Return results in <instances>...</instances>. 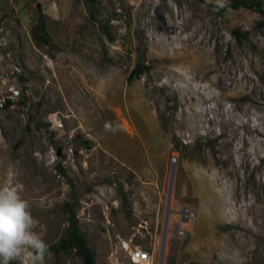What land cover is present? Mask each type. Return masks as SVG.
I'll use <instances>...</instances> for the list:
<instances>
[{
    "label": "rangeland",
    "instance_id": "rangeland-1",
    "mask_svg": "<svg viewBox=\"0 0 264 264\" xmlns=\"http://www.w3.org/2000/svg\"><path fill=\"white\" fill-rule=\"evenodd\" d=\"M260 10L0 0V264H264Z\"/></svg>",
    "mask_w": 264,
    "mask_h": 264
},
{
    "label": "trees",
    "instance_id": "trees-1",
    "mask_svg": "<svg viewBox=\"0 0 264 264\" xmlns=\"http://www.w3.org/2000/svg\"><path fill=\"white\" fill-rule=\"evenodd\" d=\"M86 1H88L89 4H93L94 2V0H86ZM227 3L229 6L233 8L244 6V7H254L255 9L260 10L262 0H227ZM36 29L37 32L34 33L36 38L44 39L45 29L43 22L40 18H38V21L36 23ZM236 32L237 31L234 30V33ZM147 68H148L147 64H145L142 60L136 59L133 66L131 67V69L127 74V79L139 75ZM58 170L60 172H63V169L59 167V165H58ZM5 242H6V236L3 233L2 229L0 228V249L3 248ZM69 247H72L74 252L79 256L80 258L79 264H93L92 252L90 248L87 246L85 238L80 233L77 226L76 216L74 215L73 210L70 208L67 209V215H66V233L61 237V241L57 244L45 245L43 246V248H41V251L45 249H52L53 251H58Z\"/></svg>",
    "mask_w": 264,
    "mask_h": 264
},
{
    "label": "built area",
    "instance_id": "built-area-1",
    "mask_svg": "<svg viewBox=\"0 0 264 264\" xmlns=\"http://www.w3.org/2000/svg\"><path fill=\"white\" fill-rule=\"evenodd\" d=\"M123 247L126 249L128 257L131 261L137 262L139 264H147L149 262L148 251L139 245H128L123 242Z\"/></svg>",
    "mask_w": 264,
    "mask_h": 264
}]
</instances>
